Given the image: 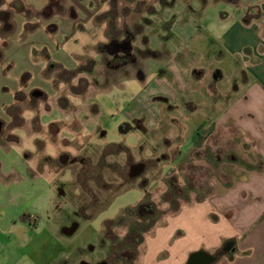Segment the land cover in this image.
Instances as JSON below:
<instances>
[{
  "label": "rangeland",
  "instance_id": "374dc122",
  "mask_svg": "<svg viewBox=\"0 0 264 264\" xmlns=\"http://www.w3.org/2000/svg\"><path fill=\"white\" fill-rule=\"evenodd\" d=\"M168 1L170 5L158 2L155 6V0H110L113 16L109 21L111 24L114 22V28L111 25L107 29L118 41L130 42L137 51L134 55L136 63L131 65L127 58V65L115 68L123 62L121 52H117L112 61L105 56L97 62L99 54L87 46L79 51H90L94 56L96 65L92 73L87 72L92 68L85 60L80 70H62L57 74L48 72L45 76L41 71V66L46 64L44 49L53 60L62 56L66 58L70 53L69 46L62 48V35L54 38L46 27L25 31L23 18L16 14L15 32L9 39V45L3 48L7 28L6 18H2L0 13V52L3 49L0 92L11 94L0 97L6 101L11 96L13 98L12 89H16V85L19 87L22 81L24 84L21 86L26 91L18 96L16 102L23 109L25 123L19 118L20 126L15 129L16 122L7 124L0 138H9V132L14 130L20 140L16 150L31 152L33 155L29 162L45 174V181L49 183L26 214L35 217L36 213L41 222L50 224L52 217L60 216L57 206L61 209L62 220H75L79 224L72 236L64 237V243L61 241L68 253L63 256L68 259L76 255L102 259L105 255L103 236L106 222L114 219L117 220L116 225L108 239V264H139L146 234H152L157 225L184 203L199 201L209 191L246 172L248 153L241 152V161L235 159L232 162L225 160V156L221 158L219 150L213 154L204 147L193 148L174 164L162 160L163 164L158 166L155 157L167 158L169 153L162 151L165 145H155L152 136L156 137L157 133L138 127L122 129L124 113L134 106L138 94L141 93L143 104L144 96L158 86L154 77L160 67L174 68L176 55L177 59L209 61L216 48L215 42L221 41L220 34L224 28L241 19V7L235 8L221 0ZM259 1L264 7V0ZM259 19L263 21L264 14ZM69 24L71 22L66 23ZM146 24L151 26L145 27ZM144 29L146 37L140 35ZM148 36L149 46L161 52L157 58L144 59L149 52L139 49L143 44L147 45ZM113 45L110 44L108 49L114 50ZM69 62L70 67L75 65L73 59ZM140 65L144 68L143 82L135 76L129 78ZM83 69L85 71H81ZM223 72L226 80L231 72L227 67ZM161 84L169 86L164 79ZM34 88H40L49 95L43 91L38 97L32 96ZM94 94L95 101L106 111L101 118L102 123L105 122V135L96 133L95 125L99 122L94 121ZM43 104L51 112L43 114L36 107ZM112 116L114 118L109 119ZM49 118L52 122L47 124ZM193 122L197 120L193 119ZM64 153L70 156L71 161L61 165L59 157ZM138 162L143 163V170L139 175L131 176V165ZM148 202L153 204L148 213H139L142 218L140 226L131 228L128 227L132 222L130 218L119 219L126 216L130 208L150 205ZM135 212L137 214L138 210ZM119 222L128 226L124 227ZM88 262L96 264L98 261Z\"/></svg>",
  "mask_w": 264,
  "mask_h": 264
},
{
  "label": "crops",
  "instance_id": "0c3cea01",
  "mask_svg": "<svg viewBox=\"0 0 264 264\" xmlns=\"http://www.w3.org/2000/svg\"><path fill=\"white\" fill-rule=\"evenodd\" d=\"M155 1V6L158 2L171 4L168 0ZM221 1L235 8L241 7V19L224 28L220 34L221 41L215 42L216 48L211 52L209 61L177 59L176 55L174 68L160 67L154 77L158 86L144 96L143 104L142 95L138 94L134 106L124 113L125 124L122 129L138 127L156 132L157 136H152L155 145H165V149H161L169 153L167 158L155 157L159 166L164 160L171 164L179 161L193 149L190 140L193 132L200 126L207 128L212 125L214 131L204 149L213 154L219 150L221 158L225 156V160L232 162L241 161V152L248 153L249 164L240 177L209 191L199 201L184 203L166 218L164 224L157 225L152 234H146L139 264H186L192 253L216 254L227 242L231 243L230 251L219 256L212 264H264V20L259 19L264 14V7L259 0ZM109 2L0 0V12H7L12 23L3 48L10 43L9 39L15 32L14 17L19 14L23 18L25 31L32 32L46 27L54 38L62 35V48L69 46L70 55L66 58L62 56L53 60L46 49L42 51L46 64L41 66V71L45 76H48V72L57 74L62 70H80L85 60H88L92 68L87 72L92 73L96 60L90 51L96 50L99 54L97 62H101L105 56L112 61L118 55L117 52H121L116 50L115 45L114 50L108 49L110 44L123 41H118L110 34L107 29L110 27L108 19L101 17L109 11ZM68 22L71 24L66 25ZM140 35L146 37V30ZM147 39V45L139 47L149 52L144 59L159 57L161 52L152 49L149 36ZM87 46L90 51H79ZM1 50L0 58L3 55ZM69 59H73L75 65L70 67ZM134 59H130L131 65L136 63ZM126 63L122 62L115 68H121ZM137 67L129 78L135 76L138 81L145 80L144 68L141 65ZM224 67L231 72L226 80ZM163 79L169 86L161 84ZM23 84L24 81L19 87L16 85L19 89H12L14 94L10 100L0 97V122L3 124L0 136L7 124L16 122L15 129L20 126L17 121L19 118L25 123L23 109L16 104L18 96L26 92L21 86ZM35 89L41 94L45 92L40 88ZM4 92H0V95H11ZM94 96V121L99 122L95 125L96 133L105 135V122L102 123L101 118H104L106 111L95 101ZM36 107L43 114L51 112L44 104ZM193 119L197 122L194 123ZM48 122L51 123L52 118ZM133 123L135 126H132ZM13 131L9 132V138H0V264H91L88 262L91 260L105 262L110 249L105 236V255L102 259L84 258L82 255L68 259L63 256L68 253L62 247V239L72 236L79 224L75 220H62L61 209L57 206L60 216L52 217L50 224L41 222L36 213L35 217L26 214L49 183L45 181V174L37 171L29 162L33 154L28 150H16L20 140ZM70 161L69 156L66 164Z\"/></svg>",
  "mask_w": 264,
  "mask_h": 264
},
{
  "label": "trees",
  "instance_id": "16d2710c",
  "mask_svg": "<svg viewBox=\"0 0 264 264\" xmlns=\"http://www.w3.org/2000/svg\"><path fill=\"white\" fill-rule=\"evenodd\" d=\"M0 13L3 16L2 18H6V28H7V31L11 30L12 23L9 21V15H8V13L5 12V11L4 12L2 11ZM112 16L113 15L111 14V7H110L109 11H106L101 17H102V19H108L109 26L111 27V25H112V28H114V25H113L114 22H112V24H111V22L109 21L110 17H112ZM1 54L2 53L0 52V56H1ZM213 131H214V126H212V125L209 126V127H207V128H204L202 126H200L199 128H197L193 132V134L191 135V138H190L192 147L194 149H201V148H203L205 146L208 138L213 134ZM148 204H150V205H147V206L145 205V206L130 208L126 212V216L119 217L120 220L123 219V218L124 219L130 218V220H132V222H130V225L129 226L128 225H124V223H120V222H119V224L120 225H124V227L128 226V227H131V228L134 227V226H137V227L140 226L139 221H141L142 218H141V216H139L140 215L139 213H141V214L148 213L150 211V208L152 207V204L153 203L152 202H148ZM135 209L138 210V213L137 214H136V212L133 213L135 211ZM141 209H143L144 211L146 210V211L144 212ZM131 218H133V219H131ZM116 221L117 220H109V221L106 222V229H105L104 236L107 239H110L109 234H111V232L113 231L114 225H116ZM162 224H164V222ZM106 257L107 258L104 260L105 261L104 263L108 264L107 259H108L109 256H106Z\"/></svg>",
  "mask_w": 264,
  "mask_h": 264
},
{
  "label": "water",
  "instance_id": "95a60500",
  "mask_svg": "<svg viewBox=\"0 0 264 264\" xmlns=\"http://www.w3.org/2000/svg\"><path fill=\"white\" fill-rule=\"evenodd\" d=\"M126 44V42H125ZM31 94L35 97H38L41 95V92L37 89L33 90ZM1 123V122H0ZM69 160V155L68 154H62L59 157V162L61 165H65ZM143 163H137L133 165V170H131L130 175L131 176H136L139 175L142 170H143ZM73 231V228L71 229ZM231 249V243L227 242L223 248L217 252L216 254H208L206 252H195L192 253L187 261L186 264H212L214 263L219 256L227 254ZM80 264H88L85 262H81ZM99 264H104V262H100Z\"/></svg>",
  "mask_w": 264,
  "mask_h": 264
},
{
  "label": "flooded vegetation",
  "instance_id": "af4514ba",
  "mask_svg": "<svg viewBox=\"0 0 264 264\" xmlns=\"http://www.w3.org/2000/svg\"><path fill=\"white\" fill-rule=\"evenodd\" d=\"M130 41V40H129ZM114 45H115V47H116V50L117 51H119V50H121V56H123V58H120L121 59V61H123V63H126V61L128 60L127 58H129V59H134L135 57H134V55H135V50H134V48L131 46V44H130V42H126V44H125V42H120V43H114ZM120 56V57H121ZM135 60V59H134ZM33 96V95H32ZM2 127H3V124H2V122L0 123V131L2 130ZM138 163H140V162H138ZM137 164V163H136ZM134 165V164H133ZM133 165L131 166V170H133ZM131 172V171H130ZM96 264H99V262L98 263H96ZM104 264H106V263H104Z\"/></svg>",
  "mask_w": 264,
  "mask_h": 264
}]
</instances>
